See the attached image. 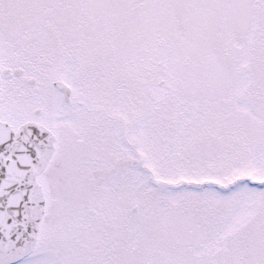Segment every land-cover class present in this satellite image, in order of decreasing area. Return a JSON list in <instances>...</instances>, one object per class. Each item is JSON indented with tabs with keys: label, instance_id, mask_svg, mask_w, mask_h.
<instances>
[{
	"label": "snow or ice",
	"instance_id": "1",
	"mask_svg": "<svg viewBox=\"0 0 264 264\" xmlns=\"http://www.w3.org/2000/svg\"><path fill=\"white\" fill-rule=\"evenodd\" d=\"M0 264H264V0H0Z\"/></svg>",
	"mask_w": 264,
	"mask_h": 264
}]
</instances>
